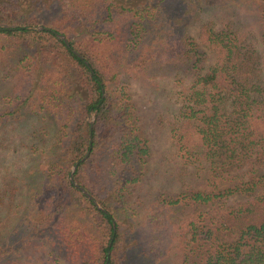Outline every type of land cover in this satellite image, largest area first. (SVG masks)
I'll use <instances>...</instances> for the list:
<instances>
[{"label":"trees","instance_id":"1","mask_svg":"<svg viewBox=\"0 0 264 264\" xmlns=\"http://www.w3.org/2000/svg\"><path fill=\"white\" fill-rule=\"evenodd\" d=\"M132 1L0 0V129L33 115L55 127L47 147H33L27 173L40 180L25 212L10 228L0 216V264L36 239L67 264H127L135 228H122L115 209L142 177L148 147L129 99L111 89L119 73L152 64L185 66L192 76L171 140L202 188L155 198L152 217L180 252L173 264H264V0H222L250 7L260 50L233 22L216 30L206 21L197 41L189 35L187 18L220 0ZM170 1L180 2L172 14ZM51 6L47 23L34 27ZM76 25L95 29L75 41L66 34ZM207 51L215 61L204 70ZM89 181L102 196L87 191ZM9 191L0 182V204Z\"/></svg>","mask_w":264,"mask_h":264},{"label":"rangeland","instance_id":"2","mask_svg":"<svg viewBox=\"0 0 264 264\" xmlns=\"http://www.w3.org/2000/svg\"><path fill=\"white\" fill-rule=\"evenodd\" d=\"M179 3L167 2L164 5L166 12L172 14L178 11ZM55 7L51 6L40 13L34 27L45 25L47 19L55 13ZM206 21H211L216 30H220L226 22H233L234 28L250 34L249 41H252L257 50L261 49L258 22L250 7L231 5L220 0L217 5L205 7L197 15L191 14L186 23L189 35L195 41L201 25ZM93 29L95 26L92 25H76L67 31L66 37L76 41ZM207 53L208 57L202 65L204 70L215 61L214 55L209 51ZM191 80V73L185 66L152 64L145 69L133 70L129 75L119 73L115 83L118 89L115 90V85L111 89L117 98L124 96V99H129L139 133L148 147L142 177L126 186L122 193V203L115 209L122 228H135V232L127 240V264H173L179 261L180 252L165 241L167 232L152 217L155 198L174 195L187 188H202L201 177L194 176L193 169L186 167L176 157L171 140V128L181 106V89ZM5 85L6 80H2L0 72V101L7 91ZM54 128L49 118L33 115L25 121L10 123L0 129V182L6 181L10 186V193L3 195L0 216L6 219L8 228L18 223L25 212L27 195L35 182L40 180L37 177L32 182L27 173L28 168L36 163L34 160L38 151L34 146L42 149L46 144L49 145V136L55 131ZM185 170L187 173H184ZM85 173L92 180H97L94 170L89 166L85 168ZM88 186L87 191L93 189L96 190L95 194L102 196L96 183L92 185L89 181ZM96 202L100 206L97 199ZM24 247L22 256L16 258L13 264H67L63 254L53 251L44 240L36 239Z\"/></svg>","mask_w":264,"mask_h":264},{"label":"water","instance_id":"3","mask_svg":"<svg viewBox=\"0 0 264 264\" xmlns=\"http://www.w3.org/2000/svg\"><path fill=\"white\" fill-rule=\"evenodd\" d=\"M41 27V26H40ZM40 27H36V28H40ZM93 117V119H94V117H95V114L92 116ZM92 119V120H93ZM92 120L90 121L91 123H92ZM88 153V152H87ZM74 168H75V166H73V170H74ZM75 185L77 186V184L75 183ZM80 189L85 193V194H87L88 195V197H90V195H89V193L86 191V189H84L83 187H81L80 186ZM95 203H96V205L100 208V206H99V204L96 202V200H95Z\"/></svg>","mask_w":264,"mask_h":264}]
</instances>
